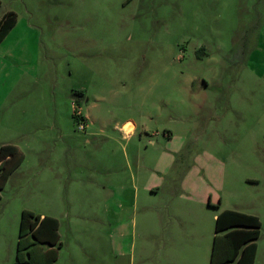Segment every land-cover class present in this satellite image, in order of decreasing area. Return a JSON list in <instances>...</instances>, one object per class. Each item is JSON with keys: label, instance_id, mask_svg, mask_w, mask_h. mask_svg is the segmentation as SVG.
<instances>
[{"label": "rangeland", "instance_id": "1", "mask_svg": "<svg viewBox=\"0 0 264 264\" xmlns=\"http://www.w3.org/2000/svg\"><path fill=\"white\" fill-rule=\"evenodd\" d=\"M0 3V264L23 209L58 219L55 264H207L221 209L264 264V0Z\"/></svg>", "mask_w": 264, "mask_h": 264}, {"label": "trees", "instance_id": "2", "mask_svg": "<svg viewBox=\"0 0 264 264\" xmlns=\"http://www.w3.org/2000/svg\"><path fill=\"white\" fill-rule=\"evenodd\" d=\"M13 21L14 15L7 14L0 23V40ZM78 94L73 92V96ZM23 157L15 145L0 146V190ZM214 216L208 264H253L260 226L258 217L232 209H221ZM60 247L56 218L21 210L14 264H55Z\"/></svg>", "mask_w": 264, "mask_h": 264}, {"label": "crops", "instance_id": "3", "mask_svg": "<svg viewBox=\"0 0 264 264\" xmlns=\"http://www.w3.org/2000/svg\"><path fill=\"white\" fill-rule=\"evenodd\" d=\"M0 4H1V3H0ZM7 14H12V15H14V21H13V23L10 25V28L8 29V31L6 32V34L1 38L0 43H1V41L4 39V37L10 32L11 28L14 27V25H15V23H16V19H17L15 13H13L12 11H7V12H5V13L0 17V23L5 19V17H6ZM124 124H129V126H128L129 130L126 131L127 134H129L130 132L133 131V125H132V124H130L128 121H126ZM39 215L42 216V215H48V214H43V213H41V214H39ZM48 216L54 217V216H52V215H48ZM54 218H55V217H54ZM56 219H57V218H56ZM57 220H58V219H57ZM58 227H59V221H58ZM59 238H60V236H59ZM57 254H58V253H57ZM207 264H208V261H207Z\"/></svg>", "mask_w": 264, "mask_h": 264}, {"label": "built area", "instance_id": "4", "mask_svg": "<svg viewBox=\"0 0 264 264\" xmlns=\"http://www.w3.org/2000/svg\"><path fill=\"white\" fill-rule=\"evenodd\" d=\"M73 114H74V112H73ZM84 127H85V125L83 124V123H81V122H77V129L78 130H83L84 129Z\"/></svg>", "mask_w": 264, "mask_h": 264}]
</instances>
